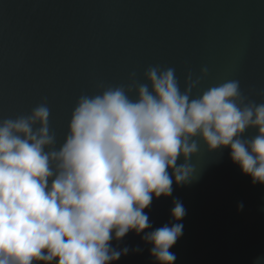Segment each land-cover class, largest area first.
Listing matches in <instances>:
<instances>
[{"label":"water","instance_id":"1","mask_svg":"<svg viewBox=\"0 0 264 264\" xmlns=\"http://www.w3.org/2000/svg\"><path fill=\"white\" fill-rule=\"evenodd\" d=\"M156 66L174 69L181 92L189 74L199 78L192 98L236 80L248 101L264 103V0H0V121L46 101L56 150L81 95L127 89L133 73L151 88L145 72ZM128 95L137 99L135 89ZM256 134L248 129L244 139ZM198 144L194 178L153 197L146 231L177 223L179 201L186 214L170 249L175 264H255L264 257V185H253L230 148ZM143 235L113 240L129 249L114 264H158Z\"/></svg>","mask_w":264,"mask_h":264},{"label":"clouds","instance_id":"2","mask_svg":"<svg viewBox=\"0 0 264 264\" xmlns=\"http://www.w3.org/2000/svg\"><path fill=\"white\" fill-rule=\"evenodd\" d=\"M145 76L151 88L133 73L127 89L81 95L59 150L46 101L0 121V264H114L129 249L112 241L130 231L144 233L158 264H175L183 204L173 202L177 223L153 231L145 209L172 195L173 180L191 182L200 140L210 152L230 148L253 185H264V103L248 101L236 80L192 98L200 79L191 74L183 92L172 68ZM248 129L257 134L244 139Z\"/></svg>","mask_w":264,"mask_h":264}]
</instances>
